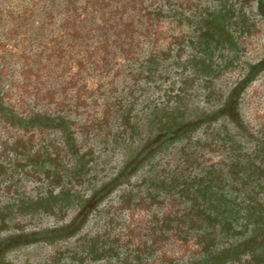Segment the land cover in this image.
I'll list each match as a JSON object with an SVG mask.
<instances>
[{"label": "flooded vegetation", "instance_id": "af4514ba", "mask_svg": "<svg viewBox=\"0 0 264 264\" xmlns=\"http://www.w3.org/2000/svg\"><path fill=\"white\" fill-rule=\"evenodd\" d=\"M113 3L109 67L0 83V264H264V0Z\"/></svg>", "mask_w": 264, "mask_h": 264}, {"label": "rangeland", "instance_id": "374dc122", "mask_svg": "<svg viewBox=\"0 0 264 264\" xmlns=\"http://www.w3.org/2000/svg\"><path fill=\"white\" fill-rule=\"evenodd\" d=\"M119 7L113 0H0L1 84L9 86L11 92L16 89L15 95L20 91L27 92L30 80L36 83L37 93L53 91L54 87L62 89L65 76H69L67 69L82 67L86 72L90 63L96 62L95 58L86 55L94 51L95 45L104 46L96 64L109 67L111 59L106 56L109 47L123 49L127 44H138L137 38L145 33L140 25L142 22H126L130 12ZM22 14L29 18L19 26L16 19ZM57 25L63 26L66 40L70 36L73 39L70 45L61 49L62 58L50 43L47 47L51 50L35 52L42 49L41 40L57 34ZM34 59L41 66L36 72L29 67ZM22 78L26 80L23 85ZM14 92L5 97L6 102L12 101ZM247 103L249 118L264 128V78L251 88Z\"/></svg>", "mask_w": 264, "mask_h": 264}, {"label": "trees", "instance_id": "16d2710c", "mask_svg": "<svg viewBox=\"0 0 264 264\" xmlns=\"http://www.w3.org/2000/svg\"><path fill=\"white\" fill-rule=\"evenodd\" d=\"M27 11V10H25ZM25 11H23V13H25ZM29 18V16H26L24 14H22L21 16H18L17 19H16V22H18L19 26L22 25V24H25L24 22ZM56 28L58 29L57 31V34H55V36L53 38H50V39H44V40H41V48L42 49H36L35 52H47L48 51V48L51 50L50 47H47V45L50 43L52 44V47H53V50L55 53H58L59 54V57L62 58V53L63 51H61V49L63 50L65 46L67 45H70L72 42L71 40L72 37L70 36L69 39H65L64 35H65V31L63 29V26L62 25H57ZM38 61L37 59H34L33 61H31V65H29V67L31 69H34V72H36L37 70H39L41 68L40 65L37 64ZM0 76H1V72H0ZM27 78V77H26ZM25 79L22 78V85L25 83ZM0 83H1V79H0ZM30 86L31 85H35L36 83L35 82H29Z\"/></svg>", "mask_w": 264, "mask_h": 264}]
</instances>
